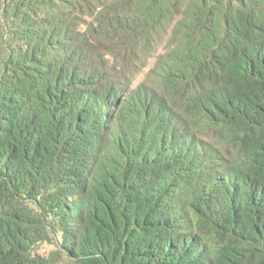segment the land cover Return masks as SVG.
Wrapping results in <instances>:
<instances>
[{
  "label": "trees",
  "instance_id": "16d2710c",
  "mask_svg": "<svg viewBox=\"0 0 264 264\" xmlns=\"http://www.w3.org/2000/svg\"><path fill=\"white\" fill-rule=\"evenodd\" d=\"M0 264H264V0H0Z\"/></svg>",
  "mask_w": 264,
  "mask_h": 264
},
{
  "label": "rangeland",
  "instance_id": "374dc122",
  "mask_svg": "<svg viewBox=\"0 0 264 264\" xmlns=\"http://www.w3.org/2000/svg\"><path fill=\"white\" fill-rule=\"evenodd\" d=\"M158 51V50H157ZM154 64V58H150L146 64V67L144 68V70L136 77L135 83L134 85H136L140 80H142L144 78V75L148 72V70L153 66ZM44 250H46V248H43Z\"/></svg>",
  "mask_w": 264,
  "mask_h": 264
}]
</instances>
